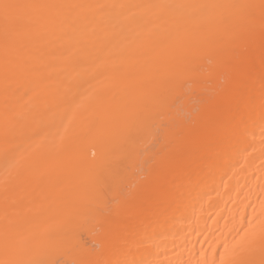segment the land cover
Returning <instances> with one entry per match:
<instances>
[{"label": "bare ground", "instance_id": "1", "mask_svg": "<svg viewBox=\"0 0 264 264\" xmlns=\"http://www.w3.org/2000/svg\"><path fill=\"white\" fill-rule=\"evenodd\" d=\"M0 264H264V0H0Z\"/></svg>", "mask_w": 264, "mask_h": 264}]
</instances>
